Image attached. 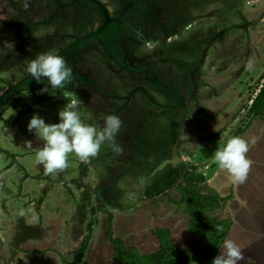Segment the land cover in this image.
<instances>
[{"label": "rangeland", "instance_id": "rangeland-1", "mask_svg": "<svg viewBox=\"0 0 264 264\" xmlns=\"http://www.w3.org/2000/svg\"><path fill=\"white\" fill-rule=\"evenodd\" d=\"M100 1L110 10L131 3L134 10L141 7L149 14L152 12L154 20L160 17L168 26L171 21H179L171 35H164V29L158 25L152 27L153 39L138 43L128 37L126 44L142 60L149 58L172 71L185 90L181 91L166 69L146 70L139 75L133 69L119 67L98 48V53H104L97 60L94 58V73L104 82L114 79L123 97L113 98L112 92L97 84L95 89L109 96L108 103L114 101L119 107L115 108V114L96 106L95 111L121 119L116 143L122 146L123 154L114 153L106 142V147L100 150L103 155L90 165V183L84 177L83 187H78L74 180L79 175L78 158L69 154L65 171L45 175L43 166L36 163L35 152L42 146V141L36 139L38 147L33 149V155L25 154L26 167L32 162L25 171V164L17 162L18 155L12 153L17 152L16 146L18 151L23 149L20 144L24 145L28 130L21 128L22 122L16 119L11 127L6 110L11 115L17 114V105L30 104L37 98L45 103L43 115H36L46 124L58 123L59 110L81 98L77 109L81 119L97 126L84 102L89 98L85 100L86 96L75 93L73 87L51 90L47 78L37 82L28 74L27 65L38 54L53 52L66 61H75L78 68L84 67L82 51L72 53V59L64 50L69 49L73 34L97 29L100 17L90 14L94 21L88 23L91 26L85 23L79 28L73 23L74 0H0V19H7L16 28L27 27L20 34L21 29L0 26V89L14 85L21 89V95L10 96L7 98L10 100H5V108L0 109V264H67L89 221L93 222V232L81 264H120L112 257L113 246L106 235L109 223L117 222L118 226H113L115 234L141 252L158 248L152 232L156 226L169 225L178 245L188 246L195 239L187 225L189 216L182 209L175 210L167 200L168 195L177 197V190L163 188L151 197L144 190L158 163L172 155L171 121L177 116V99L189 98L193 88V105L184 113L177 141V153L182 157L179 165L184 177L190 175L200 185H208L221 196L229 197L215 213L233 220L227 239L233 240L244 253L245 260L239 264H264V117L249 120L248 111L252 98L264 83V33L254 32L256 29L264 32V0H192L201 3L198 9L203 10L190 15L184 12L185 5L174 6L175 0H150L145 6L143 0ZM16 6L21 10H16ZM77 6L80 7L78 3ZM167 10L172 11L171 21L166 16ZM86 17L82 15V21ZM20 35V41L15 42ZM132 52L124 62L140 71L141 60L135 61ZM181 55L184 56L180 58ZM250 60L254 67L247 70ZM151 80L160 82L168 92L164 93ZM44 87L50 90L41 94ZM17 122L20 128L16 127ZM241 127L245 130L239 132ZM234 136L255 141L247 153L252 168L238 189L225 187L227 175L212 160L213 153ZM20 166L24 171L18 169ZM68 175L74 178L64 179ZM128 218L134 224L131 229L125 225ZM222 251L223 247L219 252Z\"/></svg>", "mask_w": 264, "mask_h": 264}, {"label": "clouds", "instance_id": "clouds-1", "mask_svg": "<svg viewBox=\"0 0 264 264\" xmlns=\"http://www.w3.org/2000/svg\"><path fill=\"white\" fill-rule=\"evenodd\" d=\"M253 67L252 61H248L246 69L251 70ZM27 72L37 82L47 78L51 90H63L73 82L71 66L63 56L53 52L40 53L31 59ZM50 89L44 87L40 93L49 92ZM80 103L77 98L59 110L58 123L46 124L43 118L35 114L29 119L27 130L34 132L42 141V146L35 152V159L38 165L43 166L45 175L65 171L69 154H73L80 162H89L99 155L101 146L106 142L114 153L123 154L122 146L116 143V136L122 127L121 119L116 115H106L102 117V127L86 124L77 111ZM254 143V140L234 136L213 153V162L227 175L225 187L238 189L246 182L253 163L247 153ZM24 146L33 149L32 141H24ZM241 204L245 202L241 201ZM218 231H223V228H218ZM222 247L223 251L213 258L211 264H239L245 260L242 249L233 240L225 239Z\"/></svg>", "mask_w": 264, "mask_h": 264}, {"label": "trees", "instance_id": "trees-1", "mask_svg": "<svg viewBox=\"0 0 264 264\" xmlns=\"http://www.w3.org/2000/svg\"><path fill=\"white\" fill-rule=\"evenodd\" d=\"M185 102L183 98L177 99L178 107H185ZM248 111L249 120L264 117V83L252 98ZM178 127L179 123L174 118L171 121L172 143L179 138ZM244 130L245 127H241L239 132ZM86 172L87 163L80 162L79 175L74 179L78 187L82 186L81 181ZM182 174L183 168L180 165L167 164L152 175V180L144 191L146 196L151 197L161 192L163 188L176 189L179 195L177 197L168 195L167 200L176 210L182 209L187 213L188 228L195 235V239L188 246L181 248L174 241L168 227H155L152 232L157 238L158 248L150 252H141L136 247L125 244L121 237L114 235L112 225L109 223L106 235L113 246L112 257L120 264H211L213 258L218 255L233 220L230 216L220 217L215 212L229 197L221 196L208 185H200L190 175L184 177L186 181L178 182ZM220 227L223 231H218ZM85 230L86 233L67 264L82 263L92 237L93 222L89 221Z\"/></svg>", "mask_w": 264, "mask_h": 264}, {"label": "flooded vegetation", "instance_id": "flooded-vegetation-1", "mask_svg": "<svg viewBox=\"0 0 264 264\" xmlns=\"http://www.w3.org/2000/svg\"><path fill=\"white\" fill-rule=\"evenodd\" d=\"M148 1L150 0H143L144 2L143 5L144 6L147 5ZM184 1L185 0H175L173 1V4L174 6L175 5L181 6L184 5ZM77 3L80 5L79 8L77 6ZM161 3L164 4L165 2L162 1ZM74 4H75L74 6L75 13H73V16L75 20L73 21V23L77 24L79 28L82 27L85 23L87 26H89L90 24L88 23L94 22L90 19L92 15L95 14V16L98 15L100 17V24L98 25L97 29H95L97 31L94 30L83 33L77 32L73 34L72 41L69 44L70 45L69 49L64 50L65 52H67V55H69V57L72 59H73L72 53L77 51H82V54L84 56L83 59L81 58L82 60L81 62H84L86 60V62L84 63V67H82L84 68L83 70L82 68H78V66L75 64L76 63L75 61L74 63L73 60L70 59L67 61L73 71V82L71 85L73 86V90L75 91V93H80V90L83 89V85H81L82 83L89 85V83H91L92 81V78L97 76V74H95L93 70L96 67L97 58L102 56V54L104 53L103 51H105V53H107V55L112 60H114L119 65V67H122L124 70L130 68L133 69V71L135 72H139L140 75V74H144L145 73L144 71L146 70H151V66H155L156 68H153L154 70L164 72V66L161 65V63L157 64L155 63L156 61L150 60L149 58H147L146 61L142 60V58L138 57L135 54V52H132L133 49L130 50V48H128L126 42L128 41L127 40L128 37H132L130 39H132L134 42L138 41V43H141L142 41H146L149 39H153L152 38L153 36L151 35V32L153 31L152 27L158 25H161V27L164 29L163 31L164 35L166 34L168 36L175 33V32L171 33V31L172 29H174L173 31H175L176 28L174 26L179 24V21L177 20H175L174 22L171 21L170 12L172 11L170 10L166 11V16L168 15V21L169 20L171 21L170 22L171 24L168 26L166 23H164V19L160 17L159 20H154L153 19L154 15L152 14V12L149 14L146 11H143L141 7H139L138 10H134L135 7L134 5H131V3L122 6L120 5L121 8L118 6L115 10H110L109 7H107L100 0H74ZM136 14L137 15L139 14L141 18ZM82 15H87L86 21L84 20L82 21L81 19ZM76 19H79L78 20L79 22H76L77 21ZM79 23L81 25H79ZM99 45L100 47H98ZM98 48H102L101 50L103 51L101 53H98L97 52ZM130 51L132 52V56L134 57L135 61L137 59L138 61L141 60L139 64L143 66L140 71L139 69H136L135 65L132 64L129 65V63L124 62V60L125 61L127 60L126 57L131 53ZM192 71L194 72V70ZM145 81H148V79L145 78ZM106 82L104 81L101 82V86L102 87L105 86L106 87L105 89H107V87L110 84L108 81ZM151 82L154 81L151 80ZM154 84L157 87H159L160 90H163L164 93L168 92L167 90H169L166 89L164 85H162L158 81H155ZM183 90H185V88H183ZM194 91L195 89L193 88L189 92V98H187L186 96L181 97L186 100L185 102L186 105L184 107L185 111L189 107L192 108L194 101V97H193ZM190 99H192V102H189ZM84 102H86L88 106L87 109L89 111L88 113L89 116L91 117L93 115L96 123L97 122L101 123L100 120H103L102 119L103 116L100 114L101 111L105 112L108 109H110L111 110L110 114L112 113L115 114L114 111L115 108L117 106L119 107V105L117 106L115 105L114 101H109L110 103H107L108 102L107 101L101 107H98L101 109V111L100 110L95 111V109L92 110L91 105L88 101H84Z\"/></svg>", "mask_w": 264, "mask_h": 264}, {"label": "crops", "instance_id": "crops-1", "mask_svg": "<svg viewBox=\"0 0 264 264\" xmlns=\"http://www.w3.org/2000/svg\"><path fill=\"white\" fill-rule=\"evenodd\" d=\"M185 1H187L188 3H185L184 5H185V7H184V12L186 13V14H188V15H190V14H192V13H194V12H197V10H203V9H198L199 7L201 8L202 7V5H201V3H193V1L192 0H185ZM203 0H201V2H202ZM192 3V4H191ZM204 3V6L205 5H207V4H205V1L203 2ZM201 6H200V5ZM209 4H210V2H209ZM14 6V5H13ZM197 6V7H196ZM16 8V10H21V8L19 7V6H16L15 7ZM24 13V12H23ZM262 20H264V16H263V19ZM10 25L13 27V29H21L20 30V34H23L22 33V31L24 32V30H26V28H25V26H21V27H17L16 28V26L14 25V24H11L7 19L5 20V19H0V26H2V27H7V28H10ZM30 25H32V24H29L28 23V27L29 28H31L30 27ZM42 25H44V24H42ZM37 26H39V25H37ZM247 26V28L249 29L250 27H249V25H246ZM34 27V26H33ZM257 27H259V26H257ZM24 29V30H23ZM256 29V28H255ZM26 32V31H25ZM255 33H260V34H262V33H264L263 31H258V29H256L255 31H254ZM19 37H20V39L22 38V35H20V36H18L17 37V41H15V42H19L20 41V39H19ZM12 38H14V37H12ZM22 43V42H21ZM24 51V50H23ZM182 56H184V55H181L180 56V58L182 57ZM13 65V64H12ZM94 68V67H93ZM194 70V74L196 73L195 72V69H193ZM94 71V70H93ZM116 77V75L114 76V78ZM105 79H106V77H105ZM117 79V78H116ZM101 82H103V80L101 79V78H99L98 77V75L97 76H95L94 78H93V80L91 81V83H89V85L88 84H85V83H82L81 85H83V89H81L80 90V93L79 94H82L84 97H85V100L86 99H88V102L90 103V105H91V108L92 109H96V107L98 108V107H101L104 103H106L108 100H110V98H109V96H107V94H103L104 93V91H98L97 89H95V85H99V84H101ZM109 83V86L110 87H112V90H111V88L110 87H107V89L106 90H108L109 92H112L113 93V95H112V97L113 98H115V97H120V98H122L123 97V95L122 94H120L121 93V91L119 90V87H118V84H115V80L114 79H109V81H108ZM15 84H17V83H15ZM6 87V86H5ZM2 88V89H0V95H3V99L2 100H0V109H1V107H3L4 106V108H5V103H6V99L7 98H10V96L12 97L13 96V98H16L17 96H19V95H21V94H19V93H21V89H19V88H17L16 87V85H14V86H12V87H8V88ZM73 86L70 84L69 86H68V88H72ZM80 87H82V86H80ZM116 87H118V90L116 89ZM66 88H67V86H66ZM114 90V91H113ZM117 90V91H116ZM11 92V93H10ZM115 92H117V93H115ZM6 93H9V95H8V97L7 96H4ZM90 97H92V98H90ZM62 99V97L60 96L59 97V100H61ZM7 100H10V99H7ZM80 100H81V98H80ZM18 101H20V100H18ZM83 101V100H82ZM87 101V100H86ZM9 103V102H8ZM45 103V102H44ZM44 103L42 102V101H39V99H32L31 101H30V104H19L18 102H17V104H19V105H17V107H18V112H17V114H10L9 113V111H7L6 110V112H7V115L9 116V118H10V126L11 127H13L12 126V124H13V121H14V119H16V121H20V122H22V125H23V127L21 126V128H24L25 129V127L27 128V124H28V122H29V119L31 118V116H33L34 114L36 115V114H42V108H44L43 106H44ZM108 103V102H107ZM52 105H54V106H56V107H58L57 105H55V104H53L52 103ZM96 106V107H95ZM47 108H48V106H46ZM15 110V109H14ZM16 111V110H15ZM13 115H14V118H13ZM43 115V114H42ZM46 117H48V113L46 114ZM19 119V120H18ZM103 123H104V121L102 120V123H98L97 122V128H99V127H102L103 126ZM16 127H19L20 128V125H19V123L17 122V124H16ZM9 132H11V133H13V135L15 134V131H9ZM20 134V133H19ZM128 134V133H127ZM126 134V135H127ZM20 136V135H19ZM26 139L25 140H28V141H32V145H33V149H35V147H38V143H37V141H35L36 139L38 140L39 138H37L36 136H35V133L34 132H27V134H26ZM118 140H116V142H117ZM39 144H40V142H39ZM20 145H22L23 146V149H21V151H18V146H16V151L17 152H15V153H12V154H14V155H18V159H16V161L18 162L19 161V163L22 165L23 163L25 164V165H23L24 167H26V164H27V162L25 161V159H26V156H25V154H28V155H30V156H32L33 155V152H35V150H33V149H31V150H27V148L23 145V144H20ZM0 146H1V144H0ZM106 147V143L105 144H103L102 146H101V149L102 148H105ZM100 149V150H101ZM4 150V149H3ZM18 152H22V153H18ZM112 152H110L109 154H111ZM103 154H101V152H99V155L97 156V157H95V158H92L89 162H87V172H86V175L84 176L85 177V180L84 181H86V183L88 184V182L90 183V181H91V179H90V177H89V173H90V168H91V164H92V160H94V159H96V158H100L101 156H102ZM15 161V162H16ZM79 161V160H78ZM80 163V162H79ZM79 165V164H78ZM32 166V162L30 161V163L28 164V167H26V169H25V171H27L28 170V168H30ZM18 169H21V170H23L24 171V168H22L21 166L18 168ZM78 171H79V167H78ZM74 178V177H73ZM71 176H66V177H64V179H67V180H71V179H73ZM84 181H82L83 182V185H84ZM85 183V184H86ZM83 185L81 186V187H83ZM94 185V184H93ZM92 185V186H93ZM93 187H95V185L93 186ZM174 209L176 210V208L174 207ZM113 219V218H112ZM115 219L117 220V215L114 217V221H115ZM128 222L129 223H131L132 225H128ZM117 224V225H116ZM125 225L126 226H128V229H131L132 227H134V224H133V222H132V219L130 218H128V220H127V222L125 223ZM187 225H188V223H187ZM113 226H118V223L116 222V223H114V225H113V223H112V229H113V232H114V235H116L115 234V229H114V227ZM156 227H168L169 229H170V233H171V236L173 237V234H172V228L169 226V225H165V226H156ZM155 228V227H154ZM153 228V229H154ZM129 231H131V230H129ZM193 233V232H192ZM117 236V235H116ZM156 238V237H155ZM173 239H174V237H173ZM124 240V239H123ZM156 240H157V238H156ZM174 241L177 243V241L174 239ZM125 242V241H124ZM157 243H158V241H157ZM127 244V243H126ZM178 244V243H177ZM128 245H132V246H134V247H136L135 245H133V244H128ZM137 249H139L138 247H136ZM157 249V248H156ZM156 249H154V250H156ZM154 250H151V251H154ZM148 252H150V251H148ZM85 257V256H84ZM84 259V258H83Z\"/></svg>", "mask_w": 264, "mask_h": 264}, {"label": "water", "instance_id": "water-1", "mask_svg": "<svg viewBox=\"0 0 264 264\" xmlns=\"http://www.w3.org/2000/svg\"><path fill=\"white\" fill-rule=\"evenodd\" d=\"M153 68H156V67L151 66V69H153ZM164 69H166V68H164ZM166 70L169 71V73L173 77L175 83L183 92V86L181 85V83L177 79V77L174 75V73L172 71H170L169 69H166ZM193 76H194V72L192 71V78H194ZM69 85H67V87ZM189 102H192V99H190ZM184 112H185L184 107H177V116H176L175 120L179 123V127H178L179 132H180V129H181V126L183 123ZM180 161H182V157L177 153V142H174L173 147H172V155L170 157L164 158L162 161H160L158 163V165L155 167L154 171L163 169L167 164H172L174 166H178ZM181 181H185L184 174H182L178 178V182H181ZM227 238H228V236L225 239H227Z\"/></svg>", "mask_w": 264, "mask_h": 264}]
</instances>
